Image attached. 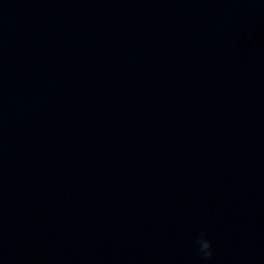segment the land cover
Instances as JSON below:
<instances>
[{
  "label": "water",
  "instance_id": "water-1",
  "mask_svg": "<svg viewBox=\"0 0 264 264\" xmlns=\"http://www.w3.org/2000/svg\"><path fill=\"white\" fill-rule=\"evenodd\" d=\"M0 264H264V0H0Z\"/></svg>",
  "mask_w": 264,
  "mask_h": 264
}]
</instances>
